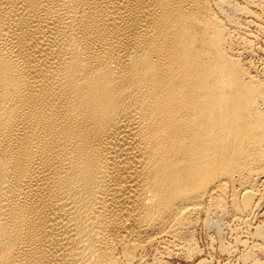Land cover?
<instances>
[{
	"label": "bare ground",
	"instance_id": "6f19581e",
	"mask_svg": "<svg viewBox=\"0 0 264 264\" xmlns=\"http://www.w3.org/2000/svg\"><path fill=\"white\" fill-rule=\"evenodd\" d=\"M239 2L264 16V0ZM247 10L0 0V264L195 258L201 216L218 239L228 216L224 254L264 264V70Z\"/></svg>",
	"mask_w": 264,
	"mask_h": 264
},
{
	"label": "rangeland",
	"instance_id": "374dc122",
	"mask_svg": "<svg viewBox=\"0 0 264 264\" xmlns=\"http://www.w3.org/2000/svg\"><path fill=\"white\" fill-rule=\"evenodd\" d=\"M239 1L236 0L238 5H240L241 7L243 6L246 9L248 8V10H247L248 12L255 14V15L253 14L251 17H249V18H251V20L250 19L240 20V24H242L243 34H248V35L253 36L255 38V39H252V40H254L255 49H254L253 55L251 57V59H252L251 61H253L252 63L255 67L257 66L256 69L259 72H262L264 70V16L262 15V13L260 12L259 9L255 8V7H249V6L245 5V3L239 2ZM253 16H255L256 18L254 19ZM259 19H261V20H259ZM243 28H244V31L246 30L245 32L243 31ZM262 204L264 205V201L262 202ZM228 212H229V210H228ZM204 220H205V217L201 216L200 219L198 220L199 221L198 224L196 223L195 224L196 226H194L193 229L191 230L193 242H194L195 247L198 249V252H199L198 256H195V258L194 257L188 258L185 255V253H182L183 254L182 255L181 252H176V253L174 252V254L171 253L172 255L168 256L165 259V264H198V262H200L201 260H205L208 264H241L240 258H237V257H240V252L237 253L238 255L236 254V256H234V257H229L226 254H224L225 252L221 249L222 246H228V245L233 246V237H232L233 233H232L231 229L233 230L236 226H234V224H233V226L231 225L230 218L228 216H226V219H225V221H226L225 226L226 227L224 230L225 232L223 231V233H224L222 235L223 238L222 239L219 238L221 240L216 238L217 235L214 233V231H210V230L208 231L206 229V227L203 225ZM260 221H261L260 218H257V220H255V224L257 225V223ZM227 225L230 227H227ZM231 237H232V240L230 239ZM221 242H223V243H221ZM221 244H224V245H221ZM175 254H177V255H175ZM152 255H153V253H151V256ZM169 257H170V259H168ZM237 259H239V261ZM167 261H168V263H167ZM149 264H151V263H149Z\"/></svg>",
	"mask_w": 264,
	"mask_h": 264
}]
</instances>
